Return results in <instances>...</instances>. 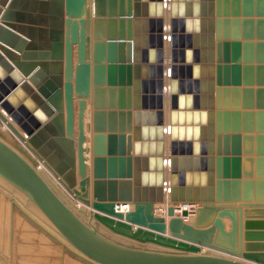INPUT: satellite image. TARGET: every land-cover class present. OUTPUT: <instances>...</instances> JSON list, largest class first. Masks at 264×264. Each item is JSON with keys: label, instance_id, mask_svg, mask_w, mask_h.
Returning <instances> with one entry per match:
<instances>
[{"label": "water", "instance_id": "1", "mask_svg": "<svg viewBox=\"0 0 264 264\" xmlns=\"http://www.w3.org/2000/svg\"><path fill=\"white\" fill-rule=\"evenodd\" d=\"M227 1L0 0V187L85 260L264 264V0Z\"/></svg>", "mask_w": 264, "mask_h": 264}, {"label": "rangeland", "instance_id": "2", "mask_svg": "<svg viewBox=\"0 0 264 264\" xmlns=\"http://www.w3.org/2000/svg\"><path fill=\"white\" fill-rule=\"evenodd\" d=\"M0 196V198H3L2 206L0 207V264H93L69 253L53 238H45V233L43 234L42 230L18 209L16 213L20 217L22 216L21 218L29 225L27 229L29 231L32 230L31 232L34 235H26L23 230L22 232L25 235L20 234L16 232V227L15 231H12L13 228L10 225V216L12 214L10 201L7 196L5 197L2 194ZM8 216L9 219L7 218Z\"/></svg>", "mask_w": 264, "mask_h": 264}, {"label": "bare ground", "instance_id": "3", "mask_svg": "<svg viewBox=\"0 0 264 264\" xmlns=\"http://www.w3.org/2000/svg\"><path fill=\"white\" fill-rule=\"evenodd\" d=\"M90 106V104H89ZM90 114H91V109H89L87 111V108L85 110V118H84V124H85V134H86V141H85V147H90V139H91V131L89 129V126L88 124L90 123ZM4 127V126H3ZM90 154V151H87V157L89 156ZM88 161V160H87ZM0 194H2L3 196H7L8 200L10 201V206H11V209H12V214L10 216V225L11 227L13 228L12 231H15V227H16V232H19L20 234H24L22 232V230L26 233V235H30V236H33L34 233L29 231V229H27V227L29 226L26 221L20 217V215H18L16 213V211L20 210L21 212H23L31 221H33L34 224H36V226H38L45 238L47 237H51L53 238L56 242H58L59 244L62 245V247L64 249H66L69 253L73 254L74 256H77L79 258H82L85 260V258H83V256H81L80 254H78V252H76L72 247H70V245H68L63 239L62 237H60L47 223H45L44 221H42L41 219H39L37 216H35L33 213H31L30 211H28L27 209L23 208V205L20 203V201L14 196L12 195L11 193H8L7 191H5L4 189H2L0 187ZM1 197V196H0ZM2 199L3 198H0V207L2 206L1 202H2ZM8 201V202H9ZM9 205V204H8ZM7 205V206H8ZM4 207V206H3ZM156 207V211L158 213H160L162 210L159 208V207H163V205H157ZM9 208V206H8ZM18 209V210H17ZM3 210V209H2ZM6 210V209H5ZM7 211V210H6ZM9 211V210H8ZM19 211V212H20ZM2 212V211H1ZM9 214V213H7ZM24 215V217H25ZM9 219V216L7 217ZM27 220V218H26ZM6 221V220H5ZM7 222V221H6ZM5 222V223H6ZM9 222V221H8ZM4 225V224H3ZM6 225L8 226V224L6 223ZM6 226V227H7ZM5 227V226H4ZM25 235V234H24ZM41 235V234H40ZM47 235V236H46ZM42 236V235H41ZM40 236V237H41ZM43 237V236H42ZM44 238V237H43ZM54 241V242H55ZM6 258V257H5ZM88 262H91V261H88ZM6 263V262H5ZM93 264H97V263H94V262H91Z\"/></svg>", "mask_w": 264, "mask_h": 264}, {"label": "crops", "instance_id": "4", "mask_svg": "<svg viewBox=\"0 0 264 264\" xmlns=\"http://www.w3.org/2000/svg\"><path fill=\"white\" fill-rule=\"evenodd\" d=\"M33 4V5H32ZM255 4V3H254ZM247 5H245L244 7V4L242 2V0H228L227 3H226V8L228 10L229 13H231L232 10H238L239 13L241 14L242 10L244 8H246ZM18 8H21V9H26V10H30V11H38L40 9V5L39 4H34V3H31V4H26L25 2H21L19 5H18ZM247 9V8H246ZM231 18V16H229ZM239 20H241L238 24H234L232 22H229L227 24V28H228V32L229 34H232V32H237L239 35H242V33L244 32V30L247 32V29H248V25H243L242 23V19H243V16L240 15L239 17ZM254 28V31L256 30V24H254L253 26ZM38 39V38H37ZM243 41V40H241ZM245 52V55H248V49H245L243 50V47L241 46L240 48V55L242 57V55H244L243 53ZM256 53V49L254 48L253 50V54ZM262 75L261 72H259V76ZM241 76H242V70H241ZM254 76H256V69H254ZM107 97V95H106ZM247 98H248V95L247 93H242V91H239V93H229L227 95V101L230 103V102H233V101H239V103H242L243 101H247ZM119 99V94L118 92L116 93V97H115V100L118 101ZM215 100V97L213 98ZM87 111L90 109V106H89V100H87ZM115 122L117 121L118 122V116L115 117ZM227 121L231 124V123H235L236 121H238L239 125L242 126L244 125L245 123L248 122V118L247 117H243L242 115H240L238 118L236 117H233V116H228L227 117ZM253 121L255 122H258L259 120L256 118V116L254 117ZM166 146H167V141L165 142ZM255 144V143H254ZM242 145V143H241ZM245 145H247V142H245ZM255 168V164L253 166ZM249 168V163L247 162H241V170H247ZM90 171V167L87 168V173H89ZM239 192H242V186L239 187ZM128 206V209H131L132 206L131 205H127ZM156 206V204H155ZM88 209V208H87ZM244 219V218H243ZM223 221L225 223V228L228 230L230 229V221L227 217H224L223 218ZM244 221V220H243ZM135 228V225H132V229ZM167 235V233H166Z\"/></svg>", "mask_w": 264, "mask_h": 264}]
</instances>
